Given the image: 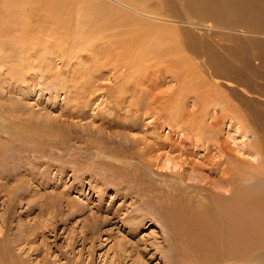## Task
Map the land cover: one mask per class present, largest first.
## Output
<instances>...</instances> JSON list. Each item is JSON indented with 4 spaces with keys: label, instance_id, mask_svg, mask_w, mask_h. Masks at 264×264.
<instances>
[{
    "label": "rangeland",
    "instance_id": "1",
    "mask_svg": "<svg viewBox=\"0 0 264 264\" xmlns=\"http://www.w3.org/2000/svg\"><path fill=\"white\" fill-rule=\"evenodd\" d=\"M5 1L0 0V23L8 13L9 35L20 40L27 28L36 27L32 31L41 38L15 43L0 34L4 39L0 46V260L11 264H251L264 256V240L249 246L237 242L225 223L228 217L217 211L220 197L231 198L238 188L252 196L264 193V65L257 49L249 50L248 59L219 50L232 62L228 76L238 87L246 82L251 96L219 85L218 91L216 84L228 80L216 81L205 72L196 78L202 86L194 96L213 85L221 103L203 104L190 92L180 101L183 105L176 106L177 81L163 80L156 91L153 85L137 87L136 80L144 76L136 78L111 66L113 58L105 52V43L113 38L109 33L98 35L97 43L84 48L76 40L80 26L72 24L67 30L45 12H34L46 4L35 7L34 1L25 2L17 11V4L3 9ZM98 1L101 6L95 10L103 13V19L113 6L112 13L128 14L117 2ZM136 1L141 12L167 6L166 0ZM186 1L195 5L196 13L206 8L224 21L230 6L235 21L264 34V0ZM76 15L70 14L73 21ZM54 27L75 33V38L60 36L55 41ZM221 43L227 44L228 51L236 50L234 43ZM189 55L190 61L202 62ZM195 67L186 65L187 73ZM30 126L35 128L32 137L25 130ZM34 141L40 147L33 149ZM10 198L20 202L18 207L9 206ZM177 198H183L184 206ZM207 205L214 208L222 235L217 244L223 242L225 252L200 250L198 229L175 225L168 215L170 211L190 220ZM8 212L17 216L12 217L13 223Z\"/></svg>",
    "mask_w": 264,
    "mask_h": 264
},
{
    "label": "bare ground",
    "instance_id": "2",
    "mask_svg": "<svg viewBox=\"0 0 264 264\" xmlns=\"http://www.w3.org/2000/svg\"><path fill=\"white\" fill-rule=\"evenodd\" d=\"M33 1L36 3V4L34 3L35 7L37 6L43 7L42 3L44 5L45 4L47 5L44 6L45 9L39 8L34 10L35 13L39 14V12L40 13L45 12V14L47 15V17H49V19L53 18L54 23H58L59 25H61L60 23H62V25H64L63 27L68 28L67 30H71V28L73 27L72 24L75 25L77 24V26H80L82 30L80 32L78 31L79 33L77 34L76 40L82 41L83 43L82 47L84 48H90L91 44L93 46V44L97 43L96 38L98 35L104 36L105 33H109L110 35L107 34L106 36L108 35L109 37L113 36L111 40H108L107 43H105V52L109 55L107 57L113 58V60L111 61V66L113 67L117 66V69L120 71L123 70L126 72L129 71L131 75L136 74V76L132 75L133 77L136 78L141 77V75L144 76L141 78V80L139 81L138 79L136 80L135 83L137 84V87H141L144 85V86H150L151 88V86L153 85L152 89L156 91V89L162 87L160 84H162L163 80L166 81V79H170L171 82L177 81L180 86H178L174 91L175 98L173 99V103H176L175 104L176 106L183 105L180 103V101H183L182 98L185 100L187 97V96L184 97L185 93L186 95H188V93L190 92H191L190 94H192L196 100L201 99L202 100L201 102L203 104H205L206 102H213L216 104L221 103V101H218V99L220 98L219 94L214 93L215 89H213L214 87L212 83H211L212 87L210 89L205 90L206 93L198 92L195 93L194 96L193 92L196 89H198L200 86H202L201 81L196 78L202 75L201 73H205V72L209 73L207 74L209 77L212 78L214 77V80L216 79V81L220 79L228 80L227 82H224L226 84H224L223 82H219V84H216L218 91L220 89L219 86H222V88L223 87L228 88L229 92L232 93H240L244 96L245 94L249 96L252 95L249 91V88L246 85L247 84L246 82H244L245 83L244 87L242 86L238 87L236 86L235 82H233L235 80L231 79L228 76L229 72L231 73L232 71L230 68L232 66V62L228 61L226 59L227 57L224 55L226 57L225 58L223 56V53L219 50H224L228 52L229 55L237 57L239 59H243V58L248 59L250 58L249 54H251L249 53L250 52L249 50L257 49L258 53L255 54L257 55V57H260L259 59L262 61V64L264 65V40H261L260 37V36L264 37V34H257L253 32V30L245 28L240 23L235 21L236 14L233 10H231L230 6H228L226 11L227 15L229 16L227 21L222 20L221 17H217L219 15L216 14L215 12L207 11L206 8L202 9L200 14L196 13L193 7L195 5L189 4L186 0H166L167 1L166 8L165 9H163L164 7L162 9L159 8L157 12L156 10L152 12H147L145 11V9H143L144 12H141L139 8L140 2L138 4L136 0H123V1L110 0L120 4L122 6V9L128 10V14H124L125 11L123 13L117 12V10H114V12L112 13L111 10L114 9L113 8L114 6L113 7L111 6L112 9L108 8L110 10V15L109 13H104L107 14L105 15V19H103L104 17L101 11L95 10L96 7L101 6V2L98 0H6L3 9L5 8L9 10L10 8H12V6H15L17 4L15 7L17 11H20L22 8L21 3L33 2ZM9 4L10 6H8ZM156 5L158 6V4ZM76 7H78L79 9H77ZM120 10L121 9H118V11ZM129 11L133 15H131ZM74 13L77 14L76 15L77 19L73 21L72 20L73 17L70 16V14L73 15ZM145 14H148V16ZM140 16L149 17L152 20V22H145L137 19ZM5 18L7 21H9L10 16L8 15V13L5 15ZM29 19L26 18V24L30 23L31 19L30 20ZM6 20H3V22L0 23V34L5 35L14 40L15 35H9L10 32L9 29L11 28L8 24H6ZM13 20L16 22L17 26L20 25L19 20L16 18V16ZM46 20L48 19L46 18L45 21ZM56 26L58 27V25ZM57 27H54V29L51 30V33L54 36L53 38L55 41L60 36L61 38L62 36H65L64 37L65 40L68 37L70 38L71 35H73L75 38V33L70 34L68 31L64 29L62 30L60 29L61 31H59ZM32 29H37V28L36 27L27 28L26 29L27 34L23 37L20 36L21 38L20 40L19 39L14 40L15 43H18L24 39L26 40L31 39V41L32 40L34 41L37 40L35 38H41L39 37V35L41 34L39 32L34 34ZM243 36H251V38L246 40L243 38ZM254 36L260 37V39L258 38L254 39ZM3 40L4 39H0L1 42L0 46H2ZM219 40H223L221 42H228L231 44L234 43L236 45V50L228 51L229 47L227 48V44L225 46L224 43H221ZM70 42L71 41H69V43ZM96 46L97 49L98 47L100 48V45L96 44L94 47ZM217 46H219L220 49ZM205 48L209 50V54L201 53L205 51ZM197 52L198 54H196ZM189 54H192L194 56L192 58L193 60L195 61L201 60L202 62L199 63V62L190 61L191 58L189 57L190 56ZM186 65L189 68H192V66L195 68L194 70H191V73H189L190 70L189 69L187 73ZM234 67L235 66H233V68ZM125 74L126 73L124 72V75ZM124 75L123 77L126 76ZM191 79L194 80L193 83L190 82ZM222 88L221 90L223 91ZM224 92H225V88H224ZM201 93H203L204 95H201ZM216 93L218 92L216 91ZM226 106H229V104ZM169 108L171 113L172 112L171 110H174V107L170 106ZM178 111L179 109L175 110L173 114H176ZM228 111H232V110L229 109ZM204 119L205 118H203V120ZM210 124H212V126L214 125V123L212 122ZM25 130L27 132H31V137H32L35 128L34 126H30L28 127V129ZM198 133H199V129H198ZM31 137L30 138L25 137V138L27 140H31ZM32 145L34 146L33 149H36L40 147V142L34 141L32 142ZM119 158L122 159V157ZM228 186L230 185L228 184ZM219 196H224V195H219ZM220 198L222 203L220 201L219 204L220 208H218L219 210L217 211L221 215L222 214L225 215L224 216L225 218L226 216L228 217V223L226 221L225 223L228 224V228L234 232L232 236L236 237V239L238 240L237 242L244 241V244L249 246L252 244H256L257 242H260L261 240H264V218L261 217V215L264 216L263 192L262 195H260L259 193L257 194V196L256 195L252 196L249 193L245 194L244 192H242L241 188H238L236 194L231 198H227V196ZM8 202H9V206H14V208L18 207L17 205L20 203L19 201L14 203V199L12 198H10V201ZM177 202L180 206H184V204H182L184 203L183 198L182 199L177 198ZM212 208L213 207H211L210 205L202 206V208H200L199 210H197L195 213L192 214V218L190 220H183L180 216L170 211L168 215L175 223V225L182 226L186 230H188L190 225L198 229V237L202 240V241L200 240V243L198 244L200 250L215 251L218 249H223L225 245L223 242L220 246H218L217 244L218 237H221L222 235H220L221 231L219 232V225L217 219L212 214L213 212H215L213 210L214 208L213 209ZM7 214H9L8 216L10 217V222L12 221L11 219L17 217L15 216L16 214H14L13 212H8ZM8 219L9 218L7 217L6 220ZM242 232L245 233L243 234ZM230 235L231 234H229V236ZM223 241L225 240L223 239ZM234 244L235 243H233V245ZM223 252H225V250ZM0 264H11V263L6 262L5 260H0ZM251 264H264V256L256 258L254 261L251 262Z\"/></svg>",
    "mask_w": 264,
    "mask_h": 264
}]
</instances>
